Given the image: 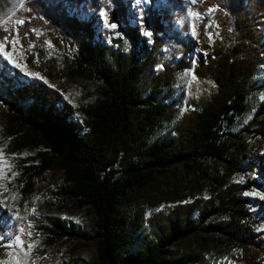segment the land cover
<instances>
[{
  "label": "trees",
  "instance_id": "trees-1",
  "mask_svg": "<svg viewBox=\"0 0 264 264\" xmlns=\"http://www.w3.org/2000/svg\"><path fill=\"white\" fill-rule=\"evenodd\" d=\"M135 1L27 0L17 14L24 24L8 32L0 27V41L17 31L29 67L43 76L26 79L0 57V125L12 152L37 154L24 169L28 192L36 177L63 174L58 195L93 214L97 264H207L203 251L217 245L239 249L241 264H264V240L251 229L255 212L242 197L257 183L248 189L229 183L247 152L231 130L248 111L251 92L264 85L257 78L264 68V0H199L190 6L201 15L215 10L218 29L211 42L215 29L206 20L199 26L195 59L183 1L149 0L156 8H132ZM102 8L123 40L110 45L99 34ZM178 19L185 20L181 28ZM45 41L63 51L72 79L99 85L83 121L64 102L60 77L45 60ZM205 53H212L207 61ZM194 60L191 97L198 85L204 88L201 105L171 124L177 110L165 103L164 92H173L175 76ZM167 123L171 133L152 140ZM250 126L264 138V100ZM211 163L223 171H213ZM178 169L203 180L208 197L155 215L151 233L140 220L131 224L123 207ZM46 218L42 228L49 240L79 236L59 217ZM5 229L0 225L2 235Z\"/></svg>",
  "mask_w": 264,
  "mask_h": 264
},
{
  "label": "rangeland",
  "instance_id": "rangeland-1",
  "mask_svg": "<svg viewBox=\"0 0 264 264\" xmlns=\"http://www.w3.org/2000/svg\"><path fill=\"white\" fill-rule=\"evenodd\" d=\"M27 0H24L21 6L20 0H0V21L7 22L0 27L17 28L21 27L16 23L18 12L23 8ZM87 4L90 0H86ZM188 9L187 23L189 30L187 32L191 40L196 43L193 51L194 59L199 52L200 44L198 41L199 26L206 20L209 26L215 30L210 36H218L217 25L214 21L215 10L207 15L199 14L196 18L190 9V6L196 4L192 0H181ZM141 5L145 8H156L148 0H136L132 8ZM97 16L99 25V34H104L108 43L111 45L114 41L123 40L118 29H112L109 22V12L102 8ZM88 20L91 15H84ZM179 24L176 27L181 28L185 20H177ZM208 26V27H209ZM195 32V34H194ZM17 36V31H15ZM148 36V35H146ZM117 48V47H116ZM44 50L47 58L59 75L58 85L62 89L64 102L68 103L73 111L74 117L79 121L85 119L84 110L93 105L99 97V85L97 83L85 82L72 79L68 73L67 64L62 50L57 49L50 41H45ZM8 51L11 60L0 55L3 62L7 63L8 69H17L26 79L38 78L43 80V76L35 73L29 67L27 55L21 44H17L13 49L8 45ZM212 53H205L204 59L207 61ZM41 61L39 58H37ZM37 60V61H38ZM195 60L190 69L178 73L172 83L170 95H166L165 103L177 110L171 124H176L184 114L199 109L201 97L204 88L198 85L196 98L192 99V86L196 83L194 73ZM156 70V69H154ZM195 77V78H193ZM258 80L264 78V68L257 75ZM264 100V85L259 83L249 96L248 111L240 117L232 128V133L237 137V141L247 147V152L243 155L241 161L242 170L229 179L231 184H241L247 189L254 186L253 189L242 191V197L249 199L252 205V212H255V218L251 229L255 236L264 240V138L258 135L253 128H250L253 114L261 101ZM178 102V103H176ZM171 124H165L159 129L152 140L167 136L171 133ZM248 129L251 131L249 132ZM10 141L6 139L0 125V213L2 215L1 227L5 226V232L0 233V264H97L98 250L95 236L94 217L88 208H79L74 201L68 200L58 195L59 189L65 184L64 176L61 172L45 173L33 180L34 190L29 193L24 169L35 164L37 154L31 151L12 152ZM253 163L257 167L253 168ZM213 171H223L221 164L211 163ZM239 181V182H238ZM207 185L200 178L189 177L181 169L170 172L157 179L155 185L147 192L135 196L133 203L125 205L123 210L128 214L130 223H142V230L151 233V219L155 215L171 210L178 204L190 203L198 198H207ZM167 200L165 202L160 201ZM59 217L68 227L75 228L79 236L74 239L56 240L51 238L44 231L46 216ZM17 217H21L18 219ZM17 224L14 225V224ZM15 226V227H14ZM15 229L13 231L12 229ZM19 236L26 243L23 248L19 246L9 247V244L15 245V238ZM28 243L33 247L29 255H25ZM193 246H197L193 243ZM203 259L207 264H241L239 259L241 251L236 248L225 246H208L203 251Z\"/></svg>",
  "mask_w": 264,
  "mask_h": 264
},
{
  "label": "snow or ice",
  "instance_id": "snow-or-ice-1",
  "mask_svg": "<svg viewBox=\"0 0 264 264\" xmlns=\"http://www.w3.org/2000/svg\"><path fill=\"white\" fill-rule=\"evenodd\" d=\"M192 2H193V3H196L197 0H192ZM20 3H21V6H22L23 3H24V0H20ZM193 15H194L196 18H199V14H198V13H193ZM6 23H7V22L0 21V26L4 25V24H6ZM16 23L19 24V25H23V24H24V20H23V19H18V20H16ZM111 28H112V29H115V28H117V25H116L115 23H113V24H111ZM3 30H4L5 32H8V31H9V29H8L7 27H4ZM194 34H195V32H194ZM146 35L151 36V33H150V32H149V33H146ZM19 43H20V40H19L18 36H16L15 34H13V36H12L11 39H9V37L6 35V36L4 37V39H3L2 41H0V55H3L5 58L11 60V56H10L9 51H8V45H11L12 48L14 49L15 46H16L17 44H19ZM193 78H195V77H193ZM238 182H239V181H238ZM262 198H264V197H262ZM17 218L20 219L21 217H17ZM15 241H16L15 245H13V244H9L8 246H9V247H16V246H19L20 248H23L24 244L26 243V242H25L23 239H21L19 236H17V237L15 238ZM32 247H33L32 243H28V248L25 250V255H26V256L29 255V254L31 253ZM17 264H19V261H18V260H17Z\"/></svg>",
  "mask_w": 264,
  "mask_h": 264
},
{
  "label": "bare ground",
  "instance_id": "bare-ground-1",
  "mask_svg": "<svg viewBox=\"0 0 264 264\" xmlns=\"http://www.w3.org/2000/svg\"><path fill=\"white\" fill-rule=\"evenodd\" d=\"M99 21V20H98ZM100 23V22H99ZM99 27V26H98Z\"/></svg>",
  "mask_w": 264,
  "mask_h": 264
}]
</instances>
